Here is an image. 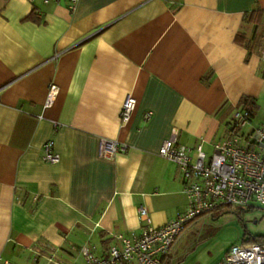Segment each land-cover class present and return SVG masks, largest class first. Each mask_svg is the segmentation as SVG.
Segmentation results:
<instances>
[{
    "label": "crops",
    "instance_id": "0c3cea01",
    "mask_svg": "<svg viewBox=\"0 0 264 264\" xmlns=\"http://www.w3.org/2000/svg\"><path fill=\"white\" fill-rule=\"evenodd\" d=\"M254 9L264 0H0V258L85 264L81 247L102 257L116 234L140 233L139 206L154 226L183 211L182 174L158 148L176 129L209 157L240 99L264 98ZM101 138L126 149L102 157Z\"/></svg>",
    "mask_w": 264,
    "mask_h": 264
},
{
    "label": "built area",
    "instance_id": "2783aa9c",
    "mask_svg": "<svg viewBox=\"0 0 264 264\" xmlns=\"http://www.w3.org/2000/svg\"><path fill=\"white\" fill-rule=\"evenodd\" d=\"M51 1H63L74 8L78 0H43L44 3ZM259 51L264 60V46ZM56 93V85L51 84L45 107L52 104ZM135 107L136 98L127 94L120 107L121 123L129 120ZM148 118L147 113L145 119ZM250 121L247 110H236L223 140L214 145L209 157L202 150L201 142L196 145L193 155V149L179 143L178 131L172 129L157 153L178 166L184 180L185 209L165 224L154 226L147 209L139 206L138 216L144 222L140 233L130 236L116 234L119 245H111L102 257L95 255L88 246L81 247L85 264H164L186 226L197 217L212 214L221 207L264 209V125L252 127ZM125 149L124 144L107 138L99 141V155L105 158ZM41 159L50 163L58 160L53 140L43 144ZM0 264L17 263L0 258ZM217 264H264V243L247 240L232 244Z\"/></svg>",
    "mask_w": 264,
    "mask_h": 264
},
{
    "label": "rangeland",
    "instance_id": "374dc122",
    "mask_svg": "<svg viewBox=\"0 0 264 264\" xmlns=\"http://www.w3.org/2000/svg\"><path fill=\"white\" fill-rule=\"evenodd\" d=\"M257 105L251 125H264V98ZM214 213L201 215L186 226L172 253L173 264H216L232 244L264 237L261 207H221ZM25 259L19 263L29 264Z\"/></svg>",
    "mask_w": 264,
    "mask_h": 264
},
{
    "label": "trees",
    "instance_id": "16d2710c",
    "mask_svg": "<svg viewBox=\"0 0 264 264\" xmlns=\"http://www.w3.org/2000/svg\"><path fill=\"white\" fill-rule=\"evenodd\" d=\"M260 16L262 18V16H264V13H262L259 9H254L250 12V14L246 15V20L249 23H253L254 26L252 36L248 40V43H251L253 45H257L260 41L264 40V26H262L261 24L262 19H260ZM26 19L39 22V19L37 17H34L32 14H30ZM246 46L249 47L250 45L246 44ZM257 107H258L257 102L253 98L243 97L240 99L239 108L247 110L251 118L254 116ZM214 214L215 213H212L213 216ZM250 241L264 243V237L259 236L256 238H251Z\"/></svg>",
    "mask_w": 264,
    "mask_h": 264
}]
</instances>
